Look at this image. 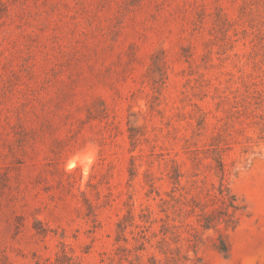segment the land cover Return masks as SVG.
Here are the masks:
<instances>
[{
	"label": "rangeland",
	"instance_id": "1",
	"mask_svg": "<svg viewBox=\"0 0 264 264\" xmlns=\"http://www.w3.org/2000/svg\"><path fill=\"white\" fill-rule=\"evenodd\" d=\"M176 247L264 264V0H0V264Z\"/></svg>",
	"mask_w": 264,
	"mask_h": 264
},
{
	"label": "trees",
	"instance_id": "2",
	"mask_svg": "<svg viewBox=\"0 0 264 264\" xmlns=\"http://www.w3.org/2000/svg\"><path fill=\"white\" fill-rule=\"evenodd\" d=\"M213 197V205L215 206H212L213 208L202 212L199 221L200 227L203 230H216V226L222 223L225 228L235 227L238 220H234V214L236 211L243 209L244 206L239 204L235 195L231 194L230 191L222 185L217 189ZM177 239L178 241L182 240L180 237ZM195 241L196 240L191 241L189 245H191V247H195ZM215 248L224 257L228 256L229 245L226 241V238L221 234L216 240ZM180 249H178V247L174 249L170 248L168 250L170 256H168L167 253V257L165 258L163 264H180Z\"/></svg>",
	"mask_w": 264,
	"mask_h": 264
}]
</instances>
